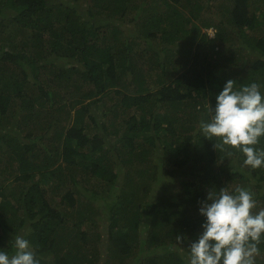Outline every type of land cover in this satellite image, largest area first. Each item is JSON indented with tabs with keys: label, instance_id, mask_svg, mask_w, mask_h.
<instances>
[{
	"label": "trees",
	"instance_id": "trees-1",
	"mask_svg": "<svg viewBox=\"0 0 264 264\" xmlns=\"http://www.w3.org/2000/svg\"><path fill=\"white\" fill-rule=\"evenodd\" d=\"M228 80L264 91V0H0V248L189 264L209 191L264 209V168L200 130Z\"/></svg>",
	"mask_w": 264,
	"mask_h": 264
},
{
	"label": "clouds",
	"instance_id": "clouds-1",
	"mask_svg": "<svg viewBox=\"0 0 264 264\" xmlns=\"http://www.w3.org/2000/svg\"><path fill=\"white\" fill-rule=\"evenodd\" d=\"M261 89L256 82L237 87L236 81L228 80L215 95L214 107L209 103V119L200 121L205 138H218L222 150L227 146L241 152L243 165L252 170L264 168V148L259 147L264 139ZM256 177L261 182L252 178L253 184L264 185ZM240 187L234 191L226 187L211 190L200 203L201 233L188 246L189 264H256L259 244L264 240V209L254 211L257 202L249 184ZM12 248V254L0 248V264H40L24 236H13Z\"/></svg>",
	"mask_w": 264,
	"mask_h": 264
},
{
	"label": "rangeland",
	"instance_id": "rangeland-1",
	"mask_svg": "<svg viewBox=\"0 0 264 264\" xmlns=\"http://www.w3.org/2000/svg\"><path fill=\"white\" fill-rule=\"evenodd\" d=\"M205 32H208L209 34H210V36L211 37H214L215 36V30L214 29H210V30H204ZM8 159L7 158H2V162H0V171L1 170H3V169H5L7 166H8V163H6V161H7ZM10 165V164H9ZM146 168V167H145ZM14 171H15V169L12 167V173H14ZM1 173V172H0ZM10 183L12 184L11 185V187H13V183H12V181H11V179H10ZM15 185V184H14ZM16 186V185H15ZM48 188H50V185L49 186H47ZM100 202H102V201H100ZM99 202V203H100ZM96 206H98V205H96ZM95 222V221H94ZM87 227V226H86ZM90 227H93V225H92V223L91 224H89V228Z\"/></svg>",
	"mask_w": 264,
	"mask_h": 264
}]
</instances>
